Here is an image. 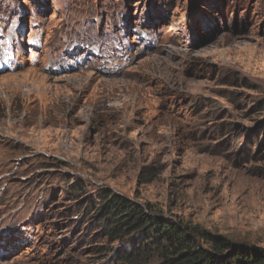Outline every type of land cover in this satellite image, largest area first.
Instances as JSON below:
<instances>
[{"label": "rangeland", "instance_id": "1", "mask_svg": "<svg viewBox=\"0 0 264 264\" xmlns=\"http://www.w3.org/2000/svg\"><path fill=\"white\" fill-rule=\"evenodd\" d=\"M10 51L0 264H114L102 191L264 249V0H0Z\"/></svg>", "mask_w": 264, "mask_h": 264}, {"label": "trees", "instance_id": "2", "mask_svg": "<svg viewBox=\"0 0 264 264\" xmlns=\"http://www.w3.org/2000/svg\"><path fill=\"white\" fill-rule=\"evenodd\" d=\"M77 188L84 191L79 181L68 185L69 192ZM82 209L84 214H96L99 235L109 243L128 245L113 254L114 264H264V249L232 243L165 216L149 204L131 203L102 191L93 205L87 203Z\"/></svg>", "mask_w": 264, "mask_h": 264}]
</instances>
